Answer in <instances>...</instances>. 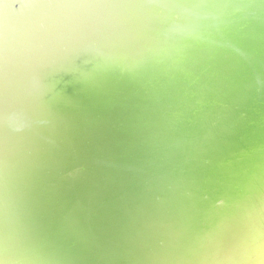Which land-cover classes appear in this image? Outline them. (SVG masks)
I'll return each mask as SVG.
<instances>
[{"label": "water", "instance_id": "water-1", "mask_svg": "<svg viewBox=\"0 0 264 264\" xmlns=\"http://www.w3.org/2000/svg\"><path fill=\"white\" fill-rule=\"evenodd\" d=\"M0 264H264V0H0Z\"/></svg>", "mask_w": 264, "mask_h": 264}]
</instances>
